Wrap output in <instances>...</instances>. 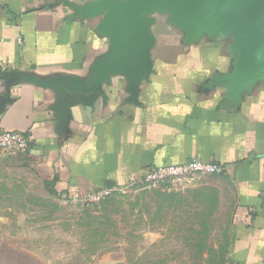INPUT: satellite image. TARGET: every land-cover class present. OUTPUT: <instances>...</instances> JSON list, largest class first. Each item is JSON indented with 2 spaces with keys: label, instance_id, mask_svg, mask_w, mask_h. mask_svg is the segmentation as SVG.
Here are the masks:
<instances>
[{
  "label": "crops",
  "instance_id": "crops-1",
  "mask_svg": "<svg viewBox=\"0 0 264 264\" xmlns=\"http://www.w3.org/2000/svg\"><path fill=\"white\" fill-rule=\"evenodd\" d=\"M3 131L67 198L221 164L179 205H232L229 263L264 264V0H0ZM0 264L48 263L0 239Z\"/></svg>",
  "mask_w": 264,
  "mask_h": 264
},
{
  "label": "rangeland",
  "instance_id": "rangeland-1",
  "mask_svg": "<svg viewBox=\"0 0 264 264\" xmlns=\"http://www.w3.org/2000/svg\"><path fill=\"white\" fill-rule=\"evenodd\" d=\"M0 149V239L48 264H230L232 205H179L162 188L110 189L84 206Z\"/></svg>",
  "mask_w": 264,
  "mask_h": 264
},
{
  "label": "built area",
  "instance_id": "built-area-1",
  "mask_svg": "<svg viewBox=\"0 0 264 264\" xmlns=\"http://www.w3.org/2000/svg\"><path fill=\"white\" fill-rule=\"evenodd\" d=\"M32 147V139L17 132H0V149L2 152L19 156L26 155ZM224 172L221 164L204 163L192 159L184 164L154 167L146 175L133 180L126 187H141L147 189L162 188L167 192L185 191L192 187L202 185L208 176L219 175ZM110 189H102L85 197H73V201L84 206L100 203Z\"/></svg>",
  "mask_w": 264,
  "mask_h": 264
},
{
  "label": "water",
  "instance_id": "water-1",
  "mask_svg": "<svg viewBox=\"0 0 264 264\" xmlns=\"http://www.w3.org/2000/svg\"><path fill=\"white\" fill-rule=\"evenodd\" d=\"M169 1H170V3H171L172 5H178V4H180V3H183V2H186V1H192V0H180V1L169 0ZM202 1H205V0H202ZM138 6H146V4L136 5V6L134 7V9H135L136 7H138ZM147 54H148V57H149V51L147 52Z\"/></svg>",
  "mask_w": 264,
  "mask_h": 264
}]
</instances>
